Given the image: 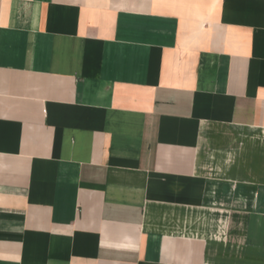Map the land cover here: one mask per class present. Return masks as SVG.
<instances>
[{
	"label": "crops",
	"instance_id": "0c3cea01",
	"mask_svg": "<svg viewBox=\"0 0 264 264\" xmlns=\"http://www.w3.org/2000/svg\"><path fill=\"white\" fill-rule=\"evenodd\" d=\"M0 264H264V0H0Z\"/></svg>",
	"mask_w": 264,
	"mask_h": 264
}]
</instances>
